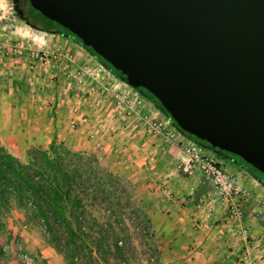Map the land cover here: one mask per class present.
<instances>
[{
  "label": "rangeland",
  "instance_id": "374dc122",
  "mask_svg": "<svg viewBox=\"0 0 264 264\" xmlns=\"http://www.w3.org/2000/svg\"><path fill=\"white\" fill-rule=\"evenodd\" d=\"M12 7L11 0H0V144L22 161L29 150L46 149L51 141L94 156L98 175L107 171L112 176L109 186H104L110 191L108 197L98 194L86 203L87 221L83 222L89 234L97 239L100 230L108 231L107 248L99 251L96 264H162L160 255L154 252V233L140 207V191L144 190L142 196L155 187L148 185L153 182L147 183L153 177L144 178L146 172L152 173L154 169L153 163L147 164L144 159L155 157L154 144H159V139L162 152L171 145L182 152L190 139L173 128L138 92L114 78L86 50L78 49L74 41L31 29L15 16ZM29 13L45 22L37 13ZM32 51L44 52L45 60L35 61ZM13 81L17 83L16 90L10 84ZM118 94L128 96V103L118 105ZM153 122L162 123V128L155 131ZM169 133L173 138H169ZM216 159L226 167L225 161ZM183 162L179 164L182 173ZM258 185L264 194V187ZM258 196L257 213L264 215V195ZM212 209L207 206L204 210L212 214ZM1 216L2 221H22L30 235L45 241L41 222L29 220L25 208L13 204ZM241 219L242 214L240 220L229 221ZM252 235L248 233L243 238L235 234V251L230 255L227 250L223 255L221 246L219 252L223 256L215 253L210 264H264V237ZM1 240L6 242L4 236ZM119 240L126 244L123 258L113 249V243ZM12 246L16 251L22 248L14 242ZM246 248L245 262L241 255ZM36 262L43 264L37 258Z\"/></svg>",
  "mask_w": 264,
  "mask_h": 264
},
{
  "label": "water",
  "instance_id": "95a60500",
  "mask_svg": "<svg viewBox=\"0 0 264 264\" xmlns=\"http://www.w3.org/2000/svg\"><path fill=\"white\" fill-rule=\"evenodd\" d=\"M27 3L151 94L178 130L238 157L264 185V0Z\"/></svg>",
  "mask_w": 264,
  "mask_h": 264
},
{
  "label": "trees",
  "instance_id": "16d2710c",
  "mask_svg": "<svg viewBox=\"0 0 264 264\" xmlns=\"http://www.w3.org/2000/svg\"><path fill=\"white\" fill-rule=\"evenodd\" d=\"M12 8L19 17L15 5ZM57 27L64 33L63 37L69 38L81 47L80 41L71 33ZM91 56L123 83L108 64L95 55ZM12 87L16 90L17 83L14 82ZM134 91L149 101L179 133L209 151L207 144H198L194 137L178 130L176 124L151 94L143 89ZM216 156L249 175L246 164L238 157L231 154ZM235 159L240 164H237ZM97 170L98 164L94 156H85L54 141H51L46 149L32 148L26 153L23 161L0 144V264L12 262V256L4 246L9 237L5 236L6 230L1 215L13 204L25 208L29 220L41 222L45 242L63 257L66 264H96L99 251L107 248L108 231L100 230L97 239L89 234L83 222L87 221L89 206L86 203L95 199V195L98 194L108 197L110 191L104 189V186L107 184L109 186L112 179L107 171L98 175ZM104 226L107 227L105 223ZM3 236L6 242L1 240ZM113 249L119 258H123L126 244L120 240L115 241Z\"/></svg>",
  "mask_w": 264,
  "mask_h": 264
},
{
  "label": "crops",
  "instance_id": "0c3cea01",
  "mask_svg": "<svg viewBox=\"0 0 264 264\" xmlns=\"http://www.w3.org/2000/svg\"><path fill=\"white\" fill-rule=\"evenodd\" d=\"M10 84L14 86V81ZM160 141L161 139L159 144H154L157 151L155 157L144 159L147 164L153 163L151 169L154 167L152 173H145L144 178L153 177V181H146L153 182L148 185L155 187L145 191L142 196L140 193L144 190H141L139 197L142 215L154 233V252L160 255L162 264H210L217 252L218 257L225 255L227 250L231 255L236 248L234 236L240 235L239 231L242 229L259 239L264 237V215H259L261 211L257 213L260 209L258 195L264 194L256 180L225 160L227 170L248 191L247 197L233 200V205L241 209L242 221H229L228 209L223 202L213 207L212 214L210 210L207 213L204 209L210 205L206 203V198L212 193L209 183L197 170L189 174L182 173L179 164L185 161L183 151L171 145L162 152ZM175 198L177 199L174 200ZM176 202L178 205H174ZM21 222L2 221L5 236L9 237L5 249L12 256L11 264H23L12 246L13 242L14 245L21 244V252L33 260L40 259L43 264H66L49 244L30 235L26 231L27 226L21 225ZM221 246L223 255L219 252ZM229 254L226 256H230Z\"/></svg>",
  "mask_w": 264,
  "mask_h": 264
},
{
  "label": "built area",
  "instance_id": "2783aa9c",
  "mask_svg": "<svg viewBox=\"0 0 264 264\" xmlns=\"http://www.w3.org/2000/svg\"><path fill=\"white\" fill-rule=\"evenodd\" d=\"M32 58L36 61L45 60V53H40V51H32ZM118 105L128 103V96L116 95ZM82 122H86V119H82ZM72 128L75 127V124H72ZM152 127L156 130L162 128V123L153 122ZM169 138H173V134L169 133ZM185 155V161L182 163V171L184 173H190L193 168L201 173L202 177L207 181L211 187L212 194L207 197L208 203L211 207H214L219 202H223L228 209V216L230 219L240 220L241 210L239 207L233 205V200L237 197H247L248 191L240 181L227 170L225 166L217 161L216 155L212 154L210 151L203 149L196 143L191 140L186 141V146L183 151ZM264 206V202H262ZM241 237H247V230L242 229L239 231ZM20 259L23 264H38L36 260H33L31 257L21 252V248H18L17 251ZM242 260L245 262L248 259V249L241 255Z\"/></svg>",
  "mask_w": 264,
  "mask_h": 264
},
{
  "label": "flooded vegetation",
  "instance_id": "af4514ba",
  "mask_svg": "<svg viewBox=\"0 0 264 264\" xmlns=\"http://www.w3.org/2000/svg\"><path fill=\"white\" fill-rule=\"evenodd\" d=\"M12 6L15 5L17 12L19 13L20 18L15 14V16L22 21L26 26L30 27L31 29L50 36H58L60 38H66L63 37L64 33L62 30H60L56 24L53 22L43 18L42 16H39L41 19H43L45 22H41L39 18H36L35 16H31L29 13V10L32 8L28 5L27 0H11ZM33 10V9H32ZM31 10V11H32ZM33 12L37 13L33 10ZM47 20V21H46ZM55 26V27H54ZM69 39V38H66Z\"/></svg>",
  "mask_w": 264,
  "mask_h": 264
}]
</instances>
